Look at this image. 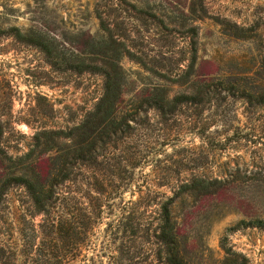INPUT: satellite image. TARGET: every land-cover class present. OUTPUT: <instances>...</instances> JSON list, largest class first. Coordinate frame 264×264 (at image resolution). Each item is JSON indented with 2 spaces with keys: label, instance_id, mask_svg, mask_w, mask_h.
Returning <instances> with one entry per match:
<instances>
[{
  "label": "rangeland",
  "instance_id": "obj_1",
  "mask_svg": "<svg viewBox=\"0 0 264 264\" xmlns=\"http://www.w3.org/2000/svg\"><path fill=\"white\" fill-rule=\"evenodd\" d=\"M107 2L104 9V0H0V183L67 151L70 141L55 132L78 124L102 93L91 66L118 58L121 107L135 109L138 123L130 122L129 138L98 175H77L84 186L72 188H90L97 176L119 186L124 162L140 164L137 181L143 172L155 183L151 172L166 171L168 155L183 158L175 163L182 176L222 181L172 208L191 240L187 258L224 261V231L240 220H264V0ZM104 11L114 22L109 32L98 20ZM163 95H195L197 102L161 121L150 103ZM9 188L2 228L17 242L33 228L23 216V187ZM119 205L117 198L105 211L76 264H107L112 247L104 230ZM226 238V248L247 264H264L263 231L240 228Z\"/></svg>",
  "mask_w": 264,
  "mask_h": 264
},
{
  "label": "trees",
  "instance_id": "obj_2",
  "mask_svg": "<svg viewBox=\"0 0 264 264\" xmlns=\"http://www.w3.org/2000/svg\"><path fill=\"white\" fill-rule=\"evenodd\" d=\"M104 1L103 8L106 9L107 1L112 0ZM104 12L107 15L100 14L98 20L102 29L109 32L108 23L113 25L114 22H108L110 15ZM117 59L110 62L102 58L91 66L92 73L102 77L101 96L78 124L69 130L55 132L58 140L70 141L69 145L63 144L67 151L45 159L40 169L32 163L21 175L0 183V264H76L83 258V248L91 243L96 226L103 223L105 211L114 207L117 198L121 202L117 216L104 230L108 246L112 247L107 264H192L187 258L191 240L181 233L172 208L176 202L202 194L222 181H210L204 175L182 176L181 171H176L179 165L175 163L181 164L184 159L170 154L168 157L172 162L166 171L151 172L155 183L146 180L147 175L143 172L137 181L135 171L140 164H127L124 160L125 176L119 179V186H108L101 176H97L90 188H72L84 186L83 182L77 181V175L84 179L98 175L107 159L114 156L124 142L123 138H129L133 129L130 122L138 123L135 109L131 112L121 107L124 102L123 78ZM209 93L210 90H205L206 97ZM196 99L195 95H177L171 99L163 95L152 100L150 108L161 121L175 119L183 107L195 105ZM35 140L39 145V135ZM172 167L175 170H171ZM11 186L23 187L27 200L23 216L29 218L33 228L30 237L19 232L17 242L9 240L2 228L7 214L5 197ZM163 187L171 194L159 191ZM126 192L130 196L128 201L122 197ZM37 216L41 219L35 225L33 220ZM240 228L264 232V220H240L227 228L220 240L226 257L217 264H247L246 258L226 248L227 234ZM238 258H241L240 262Z\"/></svg>",
  "mask_w": 264,
  "mask_h": 264
}]
</instances>
